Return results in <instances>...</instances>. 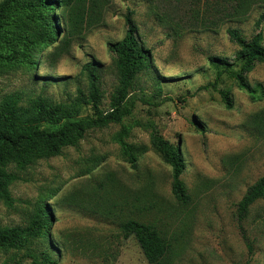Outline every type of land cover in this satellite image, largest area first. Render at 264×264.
Here are the masks:
<instances>
[{"label":"rangeland","instance_id":"obj_1","mask_svg":"<svg viewBox=\"0 0 264 264\" xmlns=\"http://www.w3.org/2000/svg\"><path fill=\"white\" fill-rule=\"evenodd\" d=\"M27 1H18L21 12ZM51 1L55 6L61 0ZM185 1L186 7L162 10L169 15L166 23L143 0L76 1L69 11L58 6L53 10L55 43L40 55L21 57L6 50L0 58V102L19 93L26 101L43 96L71 105L79 92L89 97L82 71L94 64L101 71L104 112L118 87L109 44L124 39L129 11L153 59L152 69L140 74L130 91L121 125L92 130L77 148L40 161L22 176L24 181L11 186L14 208L0 203V226L10 228L26 226L39 203L48 205L54 219L48 243L57 264H148L136 241L120 233V222L129 219L157 227L173 245V264H245L249 259L236 214L247 190L264 176V128L252 127L253 118L264 114V100L253 101L224 80L218 89L228 92L234 104L227 110L209 86L215 73L207 59L233 61L239 49L227 31L237 29L250 40L264 14V0H252L247 18L216 31L189 29L193 8ZM261 30L264 34V24ZM248 81L264 87V65H257ZM91 116V108L83 107L81 118ZM152 127L181 146L189 206L179 205L172 195L171 168L150 148ZM123 130L129 133L128 144L148 148L139 156L137 170L125 161L117 142ZM243 227L254 249L251 264H264V201L251 209ZM31 249L41 253L47 244L37 242ZM0 264L34 261L26 251H0Z\"/></svg>","mask_w":264,"mask_h":264},{"label":"trees","instance_id":"obj_2","mask_svg":"<svg viewBox=\"0 0 264 264\" xmlns=\"http://www.w3.org/2000/svg\"><path fill=\"white\" fill-rule=\"evenodd\" d=\"M19 0H4L0 3V58L6 50L26 57L38 54L58 38L54 8L61 7L69 11L76 1L61 0L55 6L51 0H28L18 8ZM154 12L155 18L166 23L169 15L162 10L180 9L187 6L185 0H175L174 4L164 5L163 0H143ZM210 3H213L210 5ZM176 4V5H175ZM189 29L216 31L229 22L241 21L246 17L253 4L252 0H190ZM210 6V9H209ZM94 7L93 14L96 13ZM85 11L81 22L87 25ZM134 13L126 16V34L123 40L109 44V53L114 56L118 76V87L112 97L109 112L102 107L101 71L94 64H87L83 74L89 81V97L79 92L71 105L56 103L49 98L39 96L25 100L19 93L5 96L0 102V203L14 208L10 188L13 184L24 181L23 175L40 161L61 157L69 148H77L88 132L102 130L111 125H121L128 115L126 101L138 76L153 67L151 52L147 50L133 20ZM264 14L256 24L255 35L248 40L237 29H229L227 34L232 44L238 47L233 61L209 56L207 62L215 73V80L209 86L217 90L227 110L234 108L230 94L220 91L219 85L224 80L234 82L253 101L264 100V87L252 86L248 75L257 65H264V34L261 26ZM195 27V28H192ZM83 107H90L92 116L81 118ZM264 128V114L253 118L252 127ZM197 130H206L196 125ZM129 133L123 130L117 136L125 161L133 170H137L138 158L148 152L146 147H137L126 142ZM150 148L163 162L171 168L172 195L181 206H189L192 197L188 193L182 177L186 171V162L181 146H174L167 141L156 127L151 128ZM264 201V176L252 187L237 205L236 218L243 232L251 264L254 249L247 238L243 223L248 219L251 209ZM53 213L45 202L39 203L24 227L0 226V251H26L34 264H57L56 251L48 243L50 229L53 225ZM119 230L125 240L133 239L138 244L148 264H173V245L163 237L156 226L135 219L121 221ZM42 242L47 249L41 253L32 251V246ZM31 251V252H30Z\"/></svg>","mask_w":264,"mask_h":264}]
</instances>
